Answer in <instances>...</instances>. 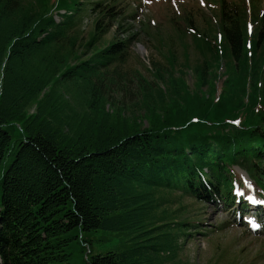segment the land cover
<instances>
[{"label": "trees", "instance_id": "obj_1", "mask_svg": "<svg viewBox=\"0 0 264 264\" xmlns=\"http://www.w3.org/2000/svg\"><path fill=\"white\" fill-rule=\"evenodd\" d=\"M51 1L64 10L59 20L47 0H0L2 264H75V251L81 264H187L179 241L197 225L177 221L183 206L172 192L230 203L233 165L261 167L264 188V0H218L215 25L195 38L203 55L193 69L196 90L208 87L220 63L230 73L216 97L186 92L184 104L157 113L158 99L177 91L170 56L165 67L152 62L155 89L133 74L145 101L126 118L119 107L104 112L127 86L119 66L138 34L117 0H88L99 10L88 30L89 3ZM247 22L256 24L250 35ZM169 77L172 88L162 87ZM72 90L91 117L69 113ZM233 118L247 127L232 130ZM100 230L135 235L120 250L92 255L85 234Z\"/></svg>", "mask_w": 264, "mask_h": 264}, {"label": "rangeland", "instance_id": "obj_2", "mask_svg": "<svg viewBox=\"0 0 264 264\" xmlns=\"http://www.w3.org/2000/svg\"><path fill=\"white\" fill-rule=\"evenodd\" d=\"M84 1L89 3L88 0ZM107 1L105 0V3ZM51 2V0L46 2L49 14H53L55 19L59 20L56 13L57 11L64 12V10L55 9ZM218 2V0H117L115 9L123 11L124 17L127 18L126 21L132 25V31H136L138 34L134 35L126 61L119 66L120 71L118 73L125 78L127 86L122 85L123 87H120L122 91L116 93L112 99L108 100V103L106 102L104 112L115 115L118 113L116 109L119 107L122 118L130 117L133 108H135L133 105L139 106L145 101L139 91L140 87L131 82L133 74L136 72L137 75H142L144 79H147L148 82H145L144 86L146 89L151 86L155 89L154 78L151 73L154 71L153 63L165 67L168 65L167 58L170 56L174 59V70L176 71L174 80L177 91L176 94L174 92L165 94L162 100L158 99L161 108L156 104L157 113L163 114L168 112L170 106L184 104L186 92L203 94L202 99L204 100L207 96L209 99L213 96L216 97L220 93L224 81L230 75L228 69L224 71L223 63H220L216 68L214 67L213 74L215 77L212 76L214 79L211 76L208 77V87L203 86L202 92L196 90L198 77L193 69L197 63L203 60V55L196 46L195 38L203 36L204 29L205 31L209 29V25L211 27L215 25L219 10ZM105 3L104 5H108ZM96 5L94 2L89 3L90 9L83 14V28L85 30L90 28L93 20L99 15ZM255 28L256 24L252 23L251 34ZM113 30L114 27L109 29L106 38L111 34L113 35ZM217 31L215 30L214 34H217ZM108 39H112V37ZM183 62L188 63V65L184 66ZM171 81V77H169L167 82L158 84L161 85L162 83L164 88L168 85L172 88ZM212 83L215 91L210 88ZM246 88L249 91L253 90L248 85ZM247 89V95H250L251 92H248ZM57 91L60 92L61 87ZM67 96H69L68 93ZM71 97L73 103L70 105L69 113L73 112L77 118L92 116L91 112H86L87 105L78 95V90H72ZM243 103L244 105L250 104L247 96H244ZM140 112L142 113V111ZM29 113H33V110H30ZM207 120L211 126L215 127L211 115ZM140 123L143 127L147 126V119H142ZM230 124L232 130H235L240 129L244 122L233 118ZM245 127L247 125H244ZM14 135L16 138V134ZM261 163L264 166V162ZM231 169L234 172L233 180L236 181L231 186V198L243 192L249 196L256 194L264 199V193L260 191L255 193L256 185H253L255 184L254 178L259 179L258 172L263 173L261 167L257 172L252 170L251 173L249 169L237 165L231 166ZM249 173L250 177H253V184ZM172 196L176 198L177 206H183L177 221L186 219L187 221H184L186 224L197 225L195 228L189 226L190 229L187 231L189 235L185 238L182 237L179 241L181 248L178 251V258L182 262L187 264H264V226L259 231L249 229L250 226L256 225V223H252L255 221L254 215L264 212V201L258 200L256 208L247 206L246 217L243 219L238 214L242 212L240 207L235 204L225 207L223 202L219 200L214 203L205 196L197 199L180 192H172ZM170 198L172 197L170 196ZM172 207L175 205L172 204ZM133 235L135 233L125 234L100 230L85 234V237L91 238V254L94 255L108 250L122 249L130 239L129 237ZM73 247L75 251L78 245L74 244ZM75 255V264H81L82 254L75 251Z\"/></svg>", "mask_w": 264, "mask_h": 264}, {"label": "snow or ice", "instance_id": "obj_3", "mask_svg": "<svg viewBox=\"0 0 264 264\" xmlns=\"http://www.w3.org/2000/svg\"><path fill=\"white\" fill-rule=\"evenodd\" d=\"M241 195H243V194L241 193Z\"/></svg>", "mask_w": 264, "mask_h": 264}]
</instances>
